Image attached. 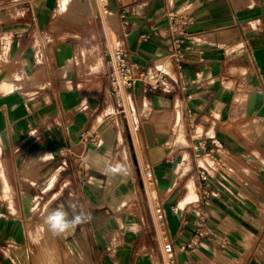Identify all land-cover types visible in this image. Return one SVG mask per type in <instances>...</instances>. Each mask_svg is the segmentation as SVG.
Here are the masks:
<instances>
[{"label": "crops", "instance_id": "1", "mask_svg": "<svg viewBox=\"0 0 264 264\" xmlns=\"http://www.w3.org/2000/svg\"><path fill=\"white\" fill-rule=\"evenodd\" d=\"M96 1L0 0L8 6L0 9V264H30L36 210L62 208L64 192L106 209L100 224L111 207L135 210L116 232L91 220L86 240L101 244L81 254L90 264H166L156 200L174 264H264V0H107L106 14ZM70 5L82 12L68 13ZM167 8L195 19L189 30L201 52L188 51L181 72L169 56ZM114 46L131 50L137 70H161L170 90L137 83L126 113L105 116L116 110L105 64ZM86 128L99 132L98 148L79 141ZM200 138L224 164L205 180L198 171L211 146L202 151ZM64 144L80 168L57 155Z\"/></svg>", "mask_w": 264, "mask_h": 264}, {"label": "built area", "instance_id": "2", "mask_svg": "<svg viewBox=\"0 0 264 264\" xmlns=\"http://www.w3.org/2000/svg\"><path fill=\"white\" fill-rule=\"evenodd\" d=\"M97 2L101 5L104 13L109 11V3L107 0H97ZM118 16L120 19V31L123 36H126L129 26V19L126 14V10L121 9L118 11ZM165 20L171 39L169 56L174 62L177 71L181 72L182 65L185 61V54L192 50H196L198 53L201 52V50L194 47L193 36L189 30L190 26L195 22V19L191 14L186 12L185 8H167L165 10ZM152 33H156L155 28H152ZM139 38L141 40H146L148 38V34H141ZM131 56V50L125 46H114L108 52L105 64L108 68L109 94L115 100L116 110L114 113H104L105 116L119 114L124 115L126 113L127 109L131 106V104H133L134 99L130 90L133 89L137 83L142 84L144 87L159 90L165 93L170 90L168 87L170 80L161 70H137V65L132 60ZM172 80L177 82L174 79ZM180 89L183 90L184 87L181 86ZM79 141L83 145L89 144L95 148H98L101 145L100 134L96 129L86 128L81 130L79 134ZM198 146L202 149V151L205 150L207 146H211L206 152L208 155V162L206 166H200L198 171L200 178L205 180L209 169L218 170L219 168L224 167V164L221 158L214 154V147L212 144L208 145L205 140L200 138L198 140ZM57 155L62 158L72 156L75 162H77L78 168L82 166L81 156L75 154L71 145H60L57 148ZM197 155L200 156L201 154ZM65 164L66 161L63 162V166ZM144 176L148 187L154 190L156 181L152 166L148 165L145 167ZM153 211L154 220L163 237V262L166 264H174L175 251L173 240L166 231L165 212L160 200H156Z\"/></svg>", "mask_w": 264, "mask_h": 264}, {"label": "rangeland", "instance_id": "3", "mask_svg": "<svg viewBox=\"0 0 264 264\" xmlns=\"http://www.w3.org/2000/svg\"><path fill=\"white\" fill-rule=\"evenodd\" d=\"M97 6L99 11L102 14H106L103 12L101 5L97 2ZM8 8L5 4L0 3V9ZM77 7L69 6L67 12L80 13L82 11H77ZM93 9L91 6L90 8ZM84 11H87V7H84ZM90 12L82 15V17L91 18ZM113 44H115V35L113 32H110ZM66 182H62L61 186L65 185ZM67 185V184H66ZM149 196L155 198L153 189H149ZM70 196V198H69ZM84 193L82 195H68L66 192L62 194V200L66 203L63 207L66 211L69 212V215H73V210L71 206H75V214H79L81 212L90 215H93V219L91 218L89 221L82 223L73 231L65 232L59 235L53 234L50 230L49 226L45 223V218L48 214L55 211L53 204L47 205V202L40 205V207L36 210V220L34 222L33 229L38 233L37 237L39 239L33 241L31 243V248L29 252L31 254V262L30 264H90L92 257L91 256H81V254L89 253V249L96 248L97 244H101V242H95L94 240H86L87 236L89 238V234H93V230L91 229V220L94 222V227H96V223H99L97 227L102 229L103 231H107L109 228L110 232L118 231L120 227H129L131 226L134 218L135 210L133 207L128 208L125 206L124 208H114L111 207L109 209V222L106 224H100L102 222V211L106 209L101 208H91L90 204L86 206V204L82 201ZM48 197V196H47ZM49 198H45L44 201H47ZM89 203V201H88ZM106 228V230H105ZM96 230V228H95ZM73 232L76 236V239L73 240L71 237L66 236V234ZM44 234V236H43ZM82 234V235H81ZM44 239H43V237ZM42 237V239H41ZM60 253V256H59Z\"/></svg>", "mask_w": 264, "mask_h": 264}, {"label": "clouds", "instance_id": "4", "mask_svg": "<svg viewBox=\"0 0 264 264\" xmlns=\"http://www.w3.org/2000/svg\"><path fill=\"white\" fill-rule=\"evenodd\" d=\"M73 215L64 208H58L48 214L45 218V223L49 226L53 234L59 235L65 232L73 231L76 227L91 219L90 215L83 212L75 214V206H71Z\"/></svg>", "mask_w": 264, "mask_h": 264}, {"label": "bare ground", "instance_id": "5", "mask_svg": "<svg viewBox=\"0 0 264 264\" xmlns=\"http://www.w3.org/2000/svg\"><path fill=\"white\" fill-rule=\"evenodd\" d=\"M97 2V1H96ZM64 4H66V3H64ZM58 6H59V4H58ZM154 195H155V192H154Z\"/></svg>", "mask_w": 264, "mask_h": 264}]
</instances>
